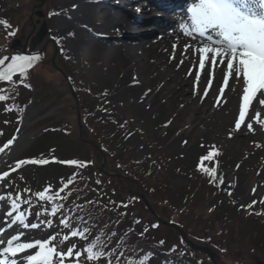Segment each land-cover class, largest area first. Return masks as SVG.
<instances>
[{
	"label": "rangeland",
	"instance_id": "1",
	"mask_svg": "<svg viewBox=\"0 0 264 264\" xmlns=\"http://www.w3.org/2000/svg\"><path fill=\"white\" fill-rule=\"evenodd\" d=\"M134 1L139 6H146L143 0ZM4 3L6 8L4 15L8 17L7 19L14 27L15 35L9 36L8 29H0V46H4L7 53L11 49L13 41H18L19 47H14L16 49L13 50L20 51L26 46L27 51L30 52L27 55H39L40 60L29 70L25 78L28 82H25L26 84L18 83L20 86V92H18L21 100L20 109H22L20 115L23 118L17 131L13 134H11L12 130L10 131L11 137L9 139L18 137L25 116L31 114V117L28 118L29 127L23 132L26 142L14 159L0 166V174L10 168L11 165L22 160L49 126L60 125L68 128L72 130L74 138L79 136L82 140L94 144L92 137L86 133L85 126L80 121L79 111L82 105L78 104L75 95L71 92L65 73L68 71V74L76 82L85 81L86 84L93 86L96 91H101H99V95L94 93L91 96H86V108L92 113L96 114L103 111L102 106L105 100H103V94L115 106L117 119L123 120L119 124L120 129L130 135L128 153L133 159L141 161L143 170L159 172V170L164 169L169 182L175 185L186 186L191 183L194 186H201L202 194L200 197L207 203V206H213L215 201L221 197L223 201L229 203L235 202L241 206L253 205L252 207L258 209V212L264 214V144L262 141L247 139L241 131L232 132V130H230L232 134L229 138V132H223L216 126L207 129L204 126H199L198 129L185 134L184 130L188 129L190 125L188 122L190 114H188L189 108L185 105L184 99L171 101L168 98H161L160 104L158 103L153 111L155 114L150 117L146 116L145 111L150 112L153 107L146 105L145 111L142 109L145 106L141 107L147 95L150 93L157 95L161 87V80L144 79L145 83L143 84V76L140 73L133 75V77L128 76L125 81H128V86L132 87V90H129L124 83L119 82L124 77L123 63L121 59L108 54L106 42L112 39L113 35L118 36L120 33L114 30V33L110 32V22L112 21L108 19L110 11L103 9L109 7L113 10H126L123 0H95L94 3L85 5L83 10L79 12L80 23L70 28L71 30H64L59 26L60 20H68L74 12L71 10L72 8H67L62 0H5ZM38 12L42 14L38 15ZM134 20L131 17L130 21L133 22ZM148 22L145 21L144 24ZM43 23H46L48 32L32 50V40ZM152 28L154 26L148 27V30ZM56 49L58 50L57 54ZM54 56L56 67L52 64ZM5 83L7 82H0V86L3 87ZM242 95L243 91L239 95L240 98ZM157 98L159 99V97ZM238 105L233 121L237 116ZM163 132H169V134L164 135ZM176 135L179 136V144L170 146L168 138ZM80 142L81 146L66 147L64 154L60 155L61 158L87 157L86 154L90 149L86 147L88 145H85L83 141ZM257 144L261 147H256ZM191 145L194 146L191 147ZM209 151H216L219 154L215 155L211 162L206 161L205 166L210 168L219 166L217 170L220 169L221 172L220 175L217 173L219 175L217 178L223 176L224 185L217 186L212 182L208 185L207 180L205 181L195 174L200 165V158L207 155ZM94 155L99 167H103L109 175L111 174L120 182L123 181L120 172L116 173L113 169H106V167L109 169L111 167L105 155L101 159L97 153ZM219 159H221V164ZM195 177L197 179H194ZM250 178H254L255 182L249 187ZM129 187L133 188V186ZM8 192L12 191L7 189L5 181L0 182V194ZM229 192L231 195L228 194ZM147 200L155 212L153 203L149 198ZM254 201L255 203H253ZM144 207H146L145 204L137 203L135 210L136 212L143 211L141 214L146 218L149 214L144 210ZM23 208H30L32 216L29 217V220L38 222L34 219L35 213L38 211L36 205H23ZM8 209L10 207L6 204L0 206V220ZM157 210L161 215L164 212L159 205ZM161 219L163 218L161 217ZM163 220L167 221L166 219ZM163 220V225L168 226ZM55 228L56 226L49 228L42 225L39 229L25 230V232L33 233L35 231L42 236L40 239H46L58 233ZM174 229L179 234V231ZM166 235L170 236L169 239L172 241L175 238L173 234L167 233ZM203 245L210 247L207 244ZM246 249V247L237 248L231 257L252 264H259L262 261L260 257L253 258ZM65 264H73V258L66 260ZM80 264H85V262L80 260Z\"/></svg>",
	"mask_w": 264,
	"mask_h": 264
},
{
	"label": "trees",
	"instance_id": "2",
	"mask_svg": "<svg viewBox=\"0 0 264 264\" xmlns=\"http://www.w3.org/2000/svg\"><path fill=\"white\" fill-rule=\"evenodd\" d=\"M1 4L5 5L4 0H0V6ZM0 29L4 30V27H0ZM5 53V47L0 46V58H3ZM65 73L68 74V71ZM78 82L73 80L80 100L79 104L82 105V123L94 144L82 140L79 136L74 138L72 130L68 128L60 125L49 126L45 133L39 136L35 145L28 150L25 158L36 157L48 159L50 162L47 165L23 166L13 176L10 182L12 188H17V191L21 192L23 196L35 201L34 194L36 192L44 190L45 187H49L53 191L58 190L63 182H66L70 177H75V183L70 185L69 198L64 202L65 208L84 205L85 211L77 210L74 215L85 216L86 219H89V223L97 226L109 225V232L117 233L109 248H115L117 241L127 233V243H130L132 248L137 249L138 252L148 254V264H252L231 257L233 252L241 247H246L253 258L260 257V260L264 261L263 213L254 208L249 209L246 206L237 205L235 202L223 201L221 197L217 198L218 200L213 206H207V203L200 197L201 186H194L191 183L186 186L175 185L169 182L164 169L159 172L143 170L141 161L133 159L128 153L130 136L120 129L119 124L123 120L117 119L115 106L103 94V100L105 99L103 112L92 113L86 108V96L94 93L99 95L100 90L96 91L85 81ZM4 87L5 91L0 94L9 95L10 99L0 105L6 103V107L9 104L16 105V108L10 111L0 109V130L9 132L14 129L11 124L14 118L12 116L15 114L12 113L20 114L17 109H20L21 100L16 91L8 90L10 87L8 83ZM1 119L7 120V126L2 124ZM80 141H83L90 149L86 154L87 157L61 158L60 155L64 154L66 147L81 146ZM95 153L99 155L100 159L103 155L107 157L111 168L106 167V169H113L116 173L120 172L122 182L100 169ZM69 159L85 162L87 166L78 169L56 162ZM195 174L205 181L208 178L199 168ZM129 186H133V188ZM25 188L29 189V192H23ZM137 191H143L146 197L151 200L159 218L162 217L171 223L179 224L192 240L209 245L217 253L219 260L215 263L205 252L193 250L174 228L164 226L159 218L146 208L147 206L144 207V210L148 212V217L145 218L141 214L143 213L141 210L136 212L137 203H144ZM89 201L93 203L88 204ZM158 205L164 210L163 216L157 210ZM89 213L91 218L88 216ZM43 218L53 219V224L58 226L61 235L68 232L59 224V215L55 218L43 215ZM137 221L139 222L137 223ZM153 225H157V227H153ZM73 226H75V222ZM145 229L148 230L145 232ZM98 230L99 227L94 228L89 240L96 235ZM166 232L169 235L173 234L175 237L173 241L169 239L170 236L166 235ZM160 241H164V243L161 244ZM72 245H76L77 249L81 250V261L88 264L82 251L86 246V241L72 237L58 248L66 252ZM98 264H106V261L102 259Z\"/></svg>",
	"mask_w": 264,
	"mask_h": 264
},
{
	"label": "snow or ice",
	"instance_id": "3",
	"mask_svg": "<svg viewBox=\"0 0 264 264\" xmlns=\"http://www.w3.org/2000/svg\"><path fill=\"white\" fill-rule=\"evenodd\" d=\"M187 12L190 14L191 24H181L180 28L184 35L201 45L194 48L200 54L199 71L205 72L206 65L212 69V72L217 66H223L226 69L223 77L225 85L228 84L229 77L237 81L241 76L243 77V103L240 105L239 119L235 121L232 132L240 131L242 125L246 129L252 130L251 122L245 124L249 104L258 92L264 94V0H195L188 6ZM0 25L11 28L6 20H0ZM14 35L15 31L9 32V36ZM187 47L185 45V49ZM39 60V55L18 54L13 55L5 66L9 57L3 56L0 58V82H8L10 86L8 90L15 92L17 81L14 80V77L18 74L19 83H24L29 70ZM205 74L209 75L207 82L211 85V74ZM194 79L199 82L201 75L198 73ZM4 91L5 89L0 86V93ZM220 91L222 93L223 88ZM203 94L207 96V89ZM9 99V95L0 94V102H8ZM260 103H264V101ZM14 108H16L15 104H9L5 110L10 111ZM17 111H22V109H17ZM256 122L261 123L259 112L256 113ZM231 134H229V138H231ZM15 139V137L9 139L3 147H0V153H5ZM185 143L187 142L185 141ZM256 147L261 146L257 144ZM218 154L216 151H209L207 155L200 158L199 165L200 171L210 177V181L217 186L225 184L224 177L217 178L216 168L206 167L205 162H211L213 157ZM49 162L48 159H22L11 165L10 168L12 172H15L26 165H47ZM56 162L78 169L87 166L85 162L76 159ZM9 175V171H3L0 174V182L5 181ZM74 183L75 177H70L61 184L58 190L53 191L49 187H45L44 190L34 194L35 204L42 209V211H37L34 216L38 222L29 220V217L32 216L30 208L22 209L23 205L32 206L34 203L32 199L26 198L21 192L0 194V206L6 204L10 207V210L5 211V215L8 218V224L15 228L10 237H0V245H5L0 250V264H65L69 258H73V264H80L81 250L77 249L76 245L69 246L66 252L58 250V247H61L72 237L86 241V246L82 251L88 264H98L102 259L106 261V264H148V254L140 253L137 249L132 248L131 244L127 243V233L117 241L115 248H109L112 239L117 236L116 232H109V225L97 226L89 223V219H86L85 216L74 215L77 210L85 211L84 205L65 208L64 202L69 198L70 185ZM23 192L27 193L29 189L25 188ZM62 193L63 195H61ZM228 194L231 195L230 192ZM252 206L248 205L249 208ZM41 215L52 218L59 215V224L68 232L62 235L57 233L46 239L22 240L26 234L25 230H36L42 225L49 228L53 226V219L40 220ZM88 216L91 218L90 213ZM74 222L75 226H73ZM97 227L99 230L96 235L89 240V236ZM153 227H157V225H153ZM160 243L163 244L164 241H160ZM30 250L35 251L32 253ZM21 254L26 255L21 258Z\"/></svg>",
	"mask_w": 264,
	"mask_h": 264
},
{
	"label": "bare ground",
	"instance_id": "4",
	"mask_svg": "<svg viewBox=\"0 0 264 264\" xmlns=\"http://www.w3.org/2000/svg\"><path fill=\"white\" fill-rule=\"evenodd\" d=\"M62 2L67 8H72L71 10L74 11L68 20L59 21L61 29L69 30L80 23L81 17H78L83 7L94 3L95 0H62ZM163 2L164 0H147V6H139L134 0H123L126 10H113L104 7L103 10L110 11L108 15V19L112 20L110 32L114 33V30L120 33L117 34L118 36L113 35L114 37L106 42L108 54L121 59L123 63L124 77L119 82L124 83L129 90H132L133 88L128 86V81H125L128 76L133 77V75L140 73L143 76L142 80H161V87L157 92L158 96L150 93L144 98V104L141 106H145L142 108L143 111L146 110V105L153 107L151 108L152 111H145L147 117L155 114L153 111L161 98H168L171 101L184 99L185 105L189 108L188 114H190V118H188L190 125L188 129L184 130L185 134L198 129L199 126H204L206 129L216 126L223 132L230 133V130L235 126V121L239 119V109L243 103V96L241 98L239 96L244 87L243 77L241 76L239 81L229 77L228 84L225 85L223 77L226 69L223 66H217L212 72V69L206 65L205 72H200L198 68L200 54L194 48L201 45L184 35L180 28L181 24H191L190 14L184 12L176 18L170 17L168 11L155 5L159 3L164 6L166 2ZM131 17L135 19L133 22L130 21ZM145 21H149V24H144ZM152 21L153 24H151ZM150 26H154V28L148 30ZM185 45L188 46L186 49ZM217 60L219 61V58ZM198 73L201 75L199 82L194 79ZM205 73L211 74V85L207 82L209 75ZM150 75L153 77L151 78ZM142 83L144 84L145 80ZM221 88H223L222 93ZM206 89L207 96L203 94ZM261 101H264V94L258 92L251 100L245 117V124L251 122L253 128L248 130L242 125L240 131L245 138L257 139L264 144V103H260ZM237 105L239 109L233 121ZM257 112L260 113L261 123L259 124L256 122ZM29 117L31 114L25 116L21 132L11 147L5 153L0 154V166L14 159L25 144L23 132L29 127ZM197 121L198 123H196ZM166 134L168 135L169 132L164 133V135ZM178 139L179 136L177 135L170 136L168 138L169 145H178ZM254 182L255 179L250 178L249 187ZM14 231L15 228L8 224V218L4 213L0 220V237L8 238ZM41 237L35 231L33 233L26 232L22 240L29 241ZM30 252L34 253L33 250ZM24 255L21 254V258Z\"/></svg>",
	"mask_w": 264,
	"mask_h": 264
},
{
	"label": "water",
	"instance_id": "5",
	"mask_svg": "<svg viewBox=\"0 0 264 264\" xmlns=\"http://www.w3.org/2000/svg\"><path fill=\"white\" fill-rule=\"evenodd\" d=\"M41 14L42 13L38 12V15H41ZM47 31H48L47 25H46V23H43V25L40 27L39 31L37 32V35L32 40V44H31L32 48H35V46L37 44H39V42L47 34ZM18 44L19 43L17 41H14V45H18ZM55 56L53 57V64L55 63ZM141 196L145 200L146 204L149 206L150 210L153 211L152 206L148 202L147 198H145V195L142 193ZM165 223L168 224V225H170V226H172V227H174V228H176V229H178L179 232H180V234L187 241V243H189L193 247V249L195 248L197 250H200V251H203V252L207 253L209 255V257L215 262L216 254L209 247H206V246H203V245H198V244L194 243L193 241H191V239H189V237L187 236L186 232L184 230H182L177 224H175V223H168V222H165ZM259 264H262V263L260 262Z\"/></svg>",
	"mask_w": 264,
	"mask_h": 264
}]
</instances>
